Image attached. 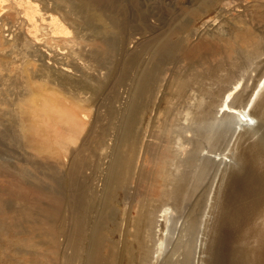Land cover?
I'll return each mask as SVG.
<instances>
[{
    "label": "rangeland",
    "instance_id": "374dc122",
    "mask_svg": "<svg viewBox=\"0 0 264 264\" xmlns=\"http://www.w3.org/2000/svg\"><path fill=\"white\" fill-rule=\"evenodd\" d=\"M263 10L264 0H0V264H87L103 247L106 251L98 254L109 253L103 262H125L124 242L131 238L125 219L130 199L121 194L109 202L106 195L112 169L124 153L121 150L126 151L123 141L144 76L160 67L154 97L160 94L157 104L161 103L189 64L178 52L189 50L203 33L225 37L243 25L264 38V23L257 18ZM213 20L218 22L214 28L209 25ZM171 43L178 55L163 61V48ZM37 89L60 94L67 103L74 100L87 109L81 115L83 131L55 157L39 154L23 129L26 121L34 120L29 100ZM160 103L156 111L144 110L151 120L144 111L141 114L138 145L146 149L137 147L141 156L136 153L140 158L136 162L142 163L149 154L145 145L155 139L149 125L154 124ZM183 105H177L178 114L185 115ZM145 115L150 122L146 134ZM186 134L193 137L189 131ZM182 136L174 134V147L191 149L193 145ZM208 149L212 147L206 145L204 152ZM139 161L134 167H140ZM82 195L89 200H81ZM56 196L60 203L54 201ZM78 200L85 201L82 207ZM82 217L87 230L79 225ZM170 219L164 249L175 261L182 259L184 251L177 244L191 234L181 231L184 218ZM101 234L105 242L99 240Z\"/></svg>",
    "mask_w": 264,
    "mask_h": 264
},
{
    "label": "bare ground",
    "instance_id": "6f19581e",
    "mask_svg": "<svg viewBox=\"0 0 264 264\" xmlns=\"http://www.w3.org/2000/svg\"><path fill=\"white\" fill-rule=\"evenodd\" d=\"M259 13L257 18L264 23V10ZM209 25L214 28L218 22L209 21ZM243 26L228 31L225 37L221 33L223 37L217 33L214 35L212 30L213 35L203 33L201 40L194 42L189 50L185 48L178 52L189 64L187 69L179 71L172 82L170 95L165 100L162 98L161 103L157 104L160 94L154 97V89L162 73L158 70L160 67L144 76L123 141L126 151L121 150L124 153L120 152L113 173L110 172L112 179L106 195L109 202L121 194L130 199L125 219L131 227H127L126 234L131 238L126 235L128 240L123 241L126 251L124 264H264V38L254 29ZM186 42L189 46L190 42ZM171 46L174 45L163 48V61L178 55ZM29 103L35 117L31 122L26 121L23 129L28 132L26 139L36 145L34 149L39 154L58 156L59 149L64 150L83 131L85 122L81 115H85L87 109L78 102L67 103L60 94L37 89ZM159 103L160 109L154 124H151L153 127L149 125L155 139L152 137V141L145 145L149 154L142 163L138 160L140 167L138 164L134 167L141 156L138 152L146 149H143V144L140 149L138 143L141 137L138 138L137 125L141 114L148 107L150 111H156ZM178 103L186 104L183 105L186 106L185 115L179 111L182 104L178 107ZM146 115V121H143L147 124L143 127L145 134L150 123ZM181 119L188 124L184 125ZM187 131L193 134L192 138L187 137ZM174 134L183 135V140L187 139L190 147L193 145L191 149L187 150L188 147L184 148L180 142L181 149L175 148ZM145 139H141L143 143ZM206 145L212 147L208 149L210 152H204ZM211 152L213 154H209ZM136 153L139 155L137 159ZM213 165L216 172L209 179ZM78 195L80 197L79 192ZM58 197L53 198L56 203L60 200ZM81 202L79 206L85 201ZM84 207L85 210L89 208ZM172 211L179 216V221L184 218L181 223L185 227L181 231L191 234L186 241L178 242L184 251L182 259L175 261L169 256V250L164 249L169 242L166 239L170 218L176 219ZM84 218L79 219L81 227L86 223L82 225ZM100 236L99 240L102 234ZM96 245L94 243L93 246ZM99 247L101 250L102 245ZM103 248L106 251V247ZM163 249L168 252L165 256ZM98 253L90 254L91 261L87 262L107 264L102 261L107 253ZM110 255L114 258L115 254ZM112 257L106 256V259L111 260ZM112 261L115 262L114 259Z\"/></svg>",
    "mask_w": 264,
    "mask_h": 264
}]
</instances>
